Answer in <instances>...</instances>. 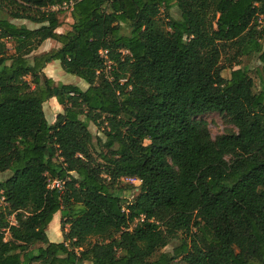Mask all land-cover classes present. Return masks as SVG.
Here are the masks:
<instances>
[{"label": "trees", "instance_id": "trees-1", "mask_svg": "<svg viewBox=\"0 0 264 264\" xmlns=\"http://www.w3.org/2000/svg\"><path fill=\"white\" fill-rule=\"evenodd\" d=\"M68 1L57 32L50 8ZM48 38L59 47L34 53ZM251 55L257 91L239 61ZM54 60L87 87L47 76ZM210 112L236 131L212 138ZM4 170L0 264H264V0H0ZM123 177L140 181L131 199Z\"/></svg>", "mask_w": 264, "mask_h": 264}, {"label": "rangeland", "instance_id": "rangeland-1", "mask_svg": "<svg viewBox=\"0 0 264 264\" xmlns=\"http://www.w3.org/2000/svg\"><path fill=\"white\" fill-rule=\"evenodd\" d=\"M58 17L61 22L60 28L57 30L64 31L70 27L71 24V17L69 13L64 9H58ZM171 14L173 17H176V11L175 9L171 10ZM160 17L164 19V15L160 14ZM22 20H17L15 22H20ZM26 24L29 27H37L38 24H35L33 22H30L28 20H24ZM215 27V26H214ZM54 44V43H52ZM51 46V45H49ZM52 47V46H51ZM234 52V49H228L225 53H223L221 64H224L225 66H228L232 61L229 62V59H231L232 54ZM240 65L248 67L250 76L254 79L255 87L254 90L257 91L259 89V81H258V75H257V69L259 68V62L257 61V58L254 55L251 56H241L239 57ZM58 60H55L53 65H56L54 69H51L47 71L45 74L49 77H51L56 83L62 82V83H72L76 84L79 87L85 88L87 84L84 80L77 77L76 75L67 73L62 70L61 66H58ZM234 65V64H233ZM236 66V65H234ZM224 75H226V71L223 72ZM58 102L56 99H48L43 103V110L45 117L48 121L52 122V119L55 118V116L58 114L57 110L58 108ZM60 111H62V106L60 105ZM200 118L205 120L207 122V127L209 130V134L212 138H215L217 135L230 132V131H236L235 126L228 121V118L223 115L219 114L217 112H210L206 113L204 115H201ZM89 129L92 131L93 134H96L98 136H102L101 131L97 128L96 125H94L92 122H89ZM100 148L99 146H97ZM10 174L9 170H4L0 172V180L5 179ZM140 181L133 178L123 177L117 184V188L122 194V196L127 197L128 199H131L133 195L137 191V187L139 186ZM60 216L58 215L57 220L58 222L56 225L52 224V221L49 223L47 227V236L50 241L58 242L62 240L61 231H60ZM180 243V238L176 237L174 238L167 246L163 248V250L171 251L174 246L178 245ZM40 244H37L38 246ZM82 264H92L91 262L85 261ZM174 264H184L180 259H176Z\"/></svg>", "mask_w": 264, "mask_h": 264}, {"label": "built area", "instance_id": "built-area-1", "mask_svg": "<svg viewBox=\"0 0 264 264\" xmlns=\"http://www.w3.org/2000/svg\"><path fill=\"white\" fill-rule=\"evenodd\" d=\"M72 4H73L72 1L63 2L60 5L52 6L50 9L54 10V11H56L58 9H64L69 13L71 8H72ZM99 56L103 60V65H104L103 72L106 74L107 77L111 78L110 70L112 69V62L108 59L107 50L106 49H100L99 50ZM47 186L50 189H56L59 192H62L64 190L65 180L59 179V178H53V179L49 180Z\"/></svg>", "mask_w": 264, "mask_h": 264}, {"label": "crops", "instance_id": "crops-1", "mask_svg": "<svg viewBox=\"0 0 264 264\" xmlns=\"http://www.w3.org/2000/svg\"><path fill=\"white\" fill-rule=\"evenodd\" d=\"M71 22H72V19H71ZM17 23H20V24H25L27 27H29L27 24H26V22L24 21V20H22V21H20V22H17ZM38 27V26H37ZM29 28H36V27H29ZM60 28V27H59ZM58 28V29H59ZM57 32H63V31H61V30H57ZM52 43H54V44H52ZM49 45H51V46H49ZM59 43L57 42V41H55V40H53V39H50V38H48V39H46V40H44L41 44H40V46L34 51V53H42V52H46V51H49L50 49H52V48H57V47H59ZM55 61V60H54ZM54 61H51V62H49V63H47L46 64V66L44 67V69H43V71H44V73H46L47 71H49V70H51V69H54L55 67H56V65H53V63H54ZM58 63H59V61H58ZM58 65V64H57ZM58 66H60V63H59V65ZM87 86H85V88H86ZM82 88V87H81ZM84 89V88H83ZM52 98H54L55 99V97H52ZM52 98H50V99H52ZM58 109L59 110H57V113H60L61 111H60V105H58ZM57 116V115H56ZM56 116H55V118H56ZM55 118L54 119H52V122H50V121H48L49 123H53L54 121H55ZM58 215L60 216V214L57 212L54 216H53V218H52V224H54V225H56V223L58 222V220H57V217H58ZM60 218V217H59Z\"/></svg>", "mask_w": 264, "mask_h": 264}]
</instances>
